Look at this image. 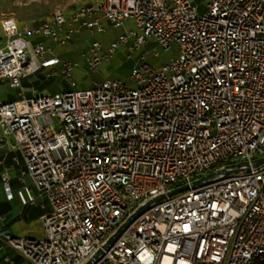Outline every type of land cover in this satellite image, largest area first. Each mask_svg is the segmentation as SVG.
I'll list each match as a JSON object with an SVG mask.
<instances>
[{
    "label": "built area",
    "instance_id": "obj_1",
    "mask_svg": "<svg viewBox=\"0 0 264 264\" xmlns=\"http://www.w3.org/2000/svg\"><path fill=\"white\" fill-rule=\"evenodd\" d=\"M200 2L202 11L192 0H96L24 24L16 38L8 37L13 21L1 23L0 83L17 95H0V146L14 150L21 188L28 176L48 202L39 216L44 237L9 238L31 264H83L147 201L91 264H247L264 241V162L251 165L264 156V0ZM98 13L115 26L131 17L137 29L101 54L93 41L91 68L130 38L135 46L149 37L165 49L178 43L180 52L160 68L135 64L129 82L54 94L22 84L60 61L31 34L63 43L74 29L103 31ZM72 67L63 62V73ZM100 112L113 113V122L96 124ZM53 122L66 126L64 138L47 136ZM0 181L10 199L6 168Z\"/></svg>",
    "mask_w": 264,
    "mask_h": 264
},
{
    "label": "rangeland",
    "instance_id": "obj_2",
    "mask_svg": "<svg viewBox=\"0 0 264 264\" xmlns=\"http://www.w3.org/2000/svg\"><path fill=\"white\" fill-rule=\"evenodd\" d=\"M15 1L21 3L28 2L30 0ZM51 1L54 4V10L57 8L66 10L71 5L81 6L92 2L93 0ZM192 3L197 5L199 11L204 9L200 0H192ZM9 12L14 16L12 11ZM6 13L8 12H1L0 17L2 14ZM97 16L100 18L102 26L104 27L103 31L93 30L89 27L74 29L69 38L65 39V42L63 43H60L51 36H46L42 33H33L29 36L32 41L40 40L45 47H49L51 49V54L58 57L60 60L57 64L52 66L53 72L50 75H46L45 71L38 70L26 78V83L33 91H44L54 94L67 90L85 89L91 86L95 81H103L114 78L129 82L131 80L130 70L135 64L145 61L154 68H160L162 64L168 62L171 58L176 57L180 52V46L178 43H173L169 48L165 49L157 45L156 41L152 37H149L146 42L135 46L133 44V38H130L127 43L120 44L115 50H113L108 58L101 59L96 68H91L89 66V58H91L89 46L93 41L101 43V50L99 51L101 54L107 51L111 42L120 33H123L128 29H137L136 22L131 17L125 19L123 25L115 26L109 20L104 18L101 13H98ZM76 26V24H73V27ZM63 28L66 29V25H63ZM59 35H61V32H59ZM0 40V46H2L5 40V35L1 22ZM156 50L158 51L157 54L154 53ZM63 62H70L73 64V67L69 71V75H65L62 71ZM0 92L1 97L6 99L9 94L15 95L16 89L11 88L4 83H0ZM32 93L29 92L27 95ZM10 173L14 174L12 170H10ZM25 191H28V189ZM6 198L7 195L4 192L3 184L0 181V204H2ZM23 199L24 193L19 191L15 200L10 202L11 211L8 213V218H12L17 214L20 206L18 201H23ZM11 223L10 231L16 236L10 237L4 234L0 236V256L5 254L4 261L8 262L11 261L10 257H12L15 253L24 261L31 264L18 249H15L12 245H10L9 238H21L24 233L30 231L29 227H31V231H34V233L38 236H41L44 232L43 227L39 220L34 219L29 223L20 219H14Z\"/></svg>",
    "mask_w": 264,
    "mask_h": 264
},
{
    "label": "crops",
    "instance_id": "obj_3",
    "mask_svg": "<svg viewBox=\"0 0 264 264\" xmlns=\"http://www.w3.org/2000/svg\"><path fill=\"white\" fill-rule=\"evenodd\" d=\"M24 81L27 82V79L22 80V84L24 86H29L28 84H24ZM17 91L15 95H10L16 97ZM9 95L7 98L9 99ZM6 98V99H7ZM14 150L10 147V143L6 142L3 146H0V170L2 168H6L10 174V191L12 194V197L10 199H7L3 201V203L0 205V214L4 216V218H0V236L6 235L10 237H14L16 235H13L11 233V222L14 219H20L27 223L34 220H39V215L48 209V202L46 198L37 191L34 186L31 184V181L28 176H25L24 181L28 186V191H25L21 188V185L17 179V167L12 163V155L14 154ZM10 170L14 172V174L10 173ZM28 180V182H27ZM19 191H22L24 193V199L23 201H18L19 211L15 216L12 218H8V213L11 211V201H14L16 196L18 195ZM16 193V194H15ZM32 196L33 200L29 201L28 197ZM41 223V221H40ZM42 225V224H41ZM27 231L22 235V237H32V238H42L44 237V232L41 236H38L34 231ZM1 238V237H0Z\"/></svg>",
    "mask_w": 264,
    "mask_h": 264
},
{
    "label": "bare ground",
    "instance_id": "obj_4",
    "mask_svg": "<svg viewBox=\"0 0 264 264\" xmlns=\"http://www.w3.org/2000/svg\"><path fill=\"white\" fill-rule=\"evenodd\" d=\"M96 1V0H93ZM109 1V0H102ZM89 4L77 6L69 11L61 8L55 9L49 19L45 21H49L52 19H61L63 15H73L76 10L80 8H87ZM5 21H13V29H8V37L16 38L17 30L20 29L18 26L16 19L11 13L2 14L0 17V22L3 23ZM40 23V22H39ZM25 24H37V23H25ZM105 122H113V113L110 112H100V114L95 115V123L103 124ZM226 125H234V114L226 115ZM66 135V126L62 122H53V125H49L47 128V136L50 139H62ZM76 156L84 155V145H76L75 148ZM116 217H125V210L123 209H115ZM247 264H264V241L260 242L258 246L255 247L254 251H249L247 254Z\"/></svg>",
    "mask_w": 264,
    "mask_h": 264
},
{
    "label": "trees",
    "instance_id": "obj_5",
    "mask_svg": "<svg viewBox=\"0 0 264 264\" xmlns=\"http://www.w3.org/2000/svg\"><path fill=\"white\" fill-rule=\"evenodd\" d=\"M53 5L51 0H30L21 3L15 0H0V13H10L9 11H12L18 26H23L25 23H39L49 19L54 10ZM75 7L77 6L71 5L66 10L69 11ZM24 84H27L26 81H24ZM9 98H14V96H10ZM4 257L5 254L0 256V264H29L15 253L10 257L11 261L5 262Z\"/></svg>",
    "mask_w": 264,
    "mask_h": 264
},
{
    "label": "water",
    "instance_id": "obj_6",
    "mask_svg": "<svg viewBox=\"0 0 264 264\" xmlns=\"http://www.w3.org/2000/svg\"><path fill=\"white\" fill-rule=\"evenodd\" d=\"M264 162V156L259 157L254 159L251 162V165H258L260 163ZM249 163L246 162V166H248ZM236 168H234L235 170ZM199 181H193L192 183H198ZM182 186L179 188H174L172 190H170L169 192H172L174 190L177 189H181ZM159 198V196L153 198V199H157ZM150 201H147L144 205L138 207L133 213H131L126 220L120 224L111 234L110 236L106 239V241L101 245V247H99L94 254L87 260L85 261L83 264H91L93 261H95L102 253H103V249H106L110 246V244L113 242V240L115 239V237L121 232V230L125 227V225L133 218L135 217L144 207H146L149 204Z\"/></svg>",
    "mask_w": 264,
    "mask_h": 264
}]
</instances>
